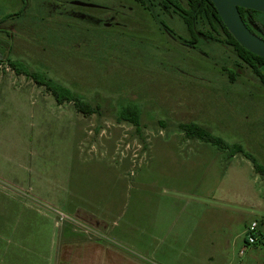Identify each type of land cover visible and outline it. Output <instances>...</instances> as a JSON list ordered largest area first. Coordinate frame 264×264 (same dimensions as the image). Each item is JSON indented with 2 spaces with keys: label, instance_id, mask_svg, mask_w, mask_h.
I'll return each mask as SVG.
<instances>
[{
  "label": "rangeland",
  "instance_id": "1",
  "mask_svg": "<svg viewBox=\"0 0 264 264\" xmlns=\"http://www.w3.org/2000/svg\"><path fill=\"white\" fill-rule=\"evenodd\" d=\"M135 4L0 0V253L20 243L49 251L71 225L103 226L171 264H264V88L250 74L228 83L219 57L180 48L152 19L133 20ZM115 12L122 24L109 27ZM166 23L187 37L178 16ZM8 59L52 77L95 112L59 104ZM128 107L141 111L139 130L121 119ZM183 121L242 144L263 171L243 154L188 138ZM254 221L256 244L247 242ZM160 226L170 230L164 241Z\"/></svg>",
  "mask_w": 264,
  "mask_h": 264
},
{
  "label": "flooded vegetation",
  "instance_id": "2",
  "mask_svg": "<svg viewBox=\"0 0 264 264\" xmlns=\"http://www.w3.org/2000/svg\"><path fill=\"white\" fill-rule=\"evenodd\" d=\"M212 0H134L136 3L130 12H138L140 16L133 15V20L152 19L160 23L164 32L172 38L179 41V47L194 49L193 51L205 56L204 58L214 62L218 74L226 77L228 83H235L239 77L251 75L264 88V61L255 59L251 56H241L238 52V45L234 41V35L230 32L224 20L219 14L218 8ZM75 4H79L75 2ZM96 4V5H95ZM86 3L85 6H92L100 9L110 8L107 5L99 3ZM98 4V5H97ZM125 7V6H124ZM241 16L247 27L257 36L264 39V18L259 15L264 12L251 8L239 7ZM67 13L74 16H80L83 19L92 22H102L100 16L78 10H67ZM12 15V14H11ZM14 15V14H13ZM123 14L115 12L110 16V20L105 21L107 26L120 25L122 21L117 20ZM182 19L186 24L187 30L185 39L177 35L173 27L167 25L166 20L175 17ZM117 17V18H116ZM232 35V37H231ZM176 36L178 38H176ZM179 39V40H178ZM236 39V38H235ZM237 42L242 45L238 40ZM243 46V45H242ZM207 49V53L203 51ZM187 49V51H190ZM247 49V48H246ZM221 50V53L219 51ZM217 52L219 54H217ZM210 53V54H209Z\"/></svg>",
  "mask_w": 264,
  "mask_h": 264
},
{
  "label": "crops",
  "instance_id": "3",
  "mask_svg": "<svg viewBox=\"0 0 264 264\" xmlns=\"http://www.w3.org/2000/svg\"><path fill=\"white\" fill-rule=\"evenodd\" d=\"M76 212L74 215L81 217L82 214H78L80 211ZM87 216L95 217L90 213ZM98 222L102 223L101 219ZM71 226L72 234L61 237L60 240L54 239L49 251L42 250L40 243L34 247L23 243L6 247L0 253V264H171L155 258L149 246L143 249L140 245L119 240L115 229L109 231L107 227L92 226L94 228H88L89 230H79L76 226ZM157 231L162 233L158 236L163 241L169 236L166 232H170L162 226L157 227ZM174 237L179 239L178 235Z\"/></svg>",
  "mask_w": 264,
  "mask_h": 264
},
{
  "label": "trees",
  "instance_id": "4",
  "mask_svg": "<svg viewBox=\"0 0 264 264\" xmlns=\"http://www.w3.org/2000/svg\"><path fill=\"white\" fill-rule=\"evenodd\" d=\"M139 1H143V0H139ZM233 39L239 47L237 53H239L241 56L247 55L254 57L255 59L264 61V57L251 52L250 50L246 49L244 46L240 45L237 42V39L235 38ZM8 60L10 61V64L12 65L14 70H16L17 74L26 75L29 78L33 79L38 85L45 86L47 90L50 91L51 94L56 98L59 104H63L66 101H70V102L73 101L75 106L78 108L80 112H83L85 114H92L95 112V108L90 102L81 99L80 96L74 93L70 88L55 81L52 77L46 76L45 74L37 71L29 70L26 67V65H24V63L20 62L19 60L16 59L14 60L8 59ZM121 119L128 120L134 123L139 130L141 126V111L136 107H128L123 112ZM180 127L185 131V134L188 138L190 139L198 138L204 142L211 143L221 151H228L230 156H235L236 154H243L244 156L252 160V162L254 163L257 169L263 171L262 166L257 162L254 155L249 151H247L242 144L237 142L229 143L221 136L216 135L209 128L194 121H183L180 123ZM247 242L249 243V240H247Z\"/></svg>",
  "mask_w": 264,
  "mask_h": 264
},
{
  "label": "water",
  "instance_id": "5",
  "mask_svg": "<svg viewBox=\"0 0 264 264\" xmlns=\"http://www.w3.org/2000/svg\"><path fill=\"white\" fill-rule=\"evenodd\" d=\"M218 8L234 37L251 52L264 57V39L253 33L245 24L239 7L251 8L264 12V0H212ZM79 4H86L77 2Z\"/></svg>",
  "mask_w": 264,
  "mask_h": 264
},
{
  "label": "built area",
  "instance_id": "6",
  "mask_svg": "<svg viewBox=\"0 0 264 264\" xmlns=\"http://www.w3.org/2000/svg\"><path fill=\"white\" fill-rule=\"evenodd\" d=\"M257 226H258V222L254 221L252 224V228L249 229V234H250L249 243H255L257 241V236L256 233L254 232Z\"/></svg>",
  "mask_w": 264,
  "mask_h": 264
}]
</instances>
